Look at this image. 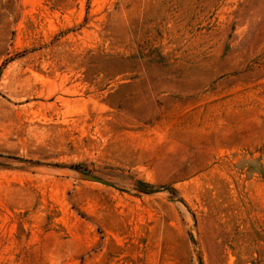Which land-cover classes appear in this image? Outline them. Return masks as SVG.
Here are the masks:
<instances>
[{"label": "rangeland", "instance_id": "rangeland-1", "mask_svg": "<svg viewBox=\"0 0 264 264\" xmlns=\"http://www.w3.org/2000/svg\"><path fill=\"white\" fill-rule=\"evenodd\" d=\"M0 264H264V0H0Z\"/></svg>", "mask_w": 264, "mask_h": 264}, {"label": "water", "instance_id": "water-1", "mask_svg": "<svg viewBox=\"0 0 264 264\" xmlns=\"http://www.w3.org/2000/svg\"><path fill=\"white\" fill-rule=\"evenodd\" d=\"M81 176L82 177H85V178H88V179H92V180L101 182V183H104V184H107V185H110V186L122 188V187L116 185L115 183H113V182H111V181H109L107 179H104L103 177H100V176H98L96 174H92V173H88V172H83V173H81ZM137 189H141V190H145V191H149V192H152V191L157 190L154 187H148V186H137ZM192 237H193V241L196 242L195 237H194L193 234H192Z\"/></svg>", "mask_w": 264, "mask_h": 264}]
</instances>
